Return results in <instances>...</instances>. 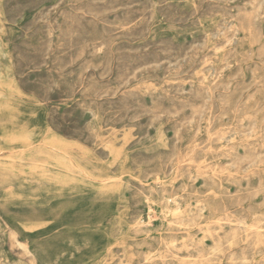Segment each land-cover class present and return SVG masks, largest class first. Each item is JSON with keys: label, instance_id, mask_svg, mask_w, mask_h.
<instances>
[{"label": "rangeland", "instance_id": "374dc122", "mask_svg": "<svg viewBox=\"0 0 264 264\" xmlns=\"http://www.w3.org/2000/svg\"><path fill=\"white\" fill-rule=\"evenodd\" d=\"M0 184V264H264V0H0Z\"/></svg>", "mask_w": 264, "mask_h": 264}, {"label": "bare ground", "instance_id": "6f19581e", "mask_svg": "<svg viewBox=\"0 0 264 264\" xmlns=\"http://www.w3.org/2000/svg\"><path fill=\"white\" fill-rule=\"evenodd\" d=\"M38 123V122H37ZM42 123V122H41ZM38 125V124H37ZM36 132V131H35ZM23 151H25V150H23ZM35 158V157H34ZM18 173V172H17ZM20 174H21V172H19ZM24 173V172H23ZM42 174V173H41ZM24 175H28V174H24ZM36 175V174H35ZM18 176V175H17ZM29 177V176H28ZM21 178H23V177H21ZM37 178V177H36ZM2 180V179H1ZM13 181V180H12ZM7 182V181H6ZM5 182V183H6ZM25 182V181H24ZM14 183V182H13ZM35 184V183H34ZM0 185H2V184H0ZM36 185V184H35ZM43 185H45V184H43ZM56 185V184H55ZM22 187V186H21ZM24 187H25V185H24ZM9 188V187H8ZM33 188V187H32ZM38 188V187H37ZM41 188V187H40ZM6 189V188H5ZM25 189V188H24ZM21 191V190H20ZM53 194V193H52ZM86 197V196H85ZM85 200V199H84ZM15 201V200H14ZM18 201V200H17ZM83 203H85L84 201H83ZM22 204H23V202H22ZM30 205V204H29ZM19 206V205H18ZM80 206V205H79ZM5 207V206H4ZM78 207V206H77ZM39 209V208H38ZM14 210V209H13ZM44 210V209H43ZM44 212V211H43ZM66 214V213H65ZM68 214V213H67ZM68 222V221H67ZM63 224V223H62ZM59 226V225H58ZM36 232H38V231H36ZM28 235V234H27ZM32 236V235H31ZM30 236V237H31ZM31 248V247H30ZM33 254V253H32ZM63 263V262H62Z\"/></svg>", "mask_w": 264, "mask_h": 264}]
</instances>
